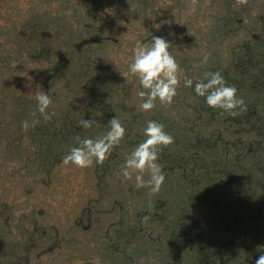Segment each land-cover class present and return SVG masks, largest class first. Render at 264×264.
<instances>
[{"label":"rangeland","instance_id":"obj_1","mask_svg":"<svg viewBox=\"0 0 264 264\" xmlns=\"http://www.w3.org/2000/svg\"><path fill=\"white\" fill-rule=\"evenodd\" d=\"M153 36L171 43L181 83L172 105L144 112L128 65L136 42ZM209 71L236 87L245 113L221 114L195 94ZM40 90L56 115L22 131ZM114 117L126 134L103 164L62 163L74 137L101 135ZM151 120L174 138L158 153L165 181L155 194L121 175ZM260 255L264 0H198L195 10L191 0H0V264H255Z\"/></svg>","mask_w":264,"mask_h":264},{"label":"clouds","instance_id":"obj_2","mask_svg":"<svg viewBox=\"0 0 264 264\" xmlns=\"http://www.w3.org/2000/svg\"><path fill=\"white\" fill-rule=\"evenodd\" d=\"M198 0H191L195 10ZM240 5H246L248 0H237ZM171 43L162 37L153 36L149 43L136 42L128 65L129 73L139 81L140 89L136 92L140 100V109L150 112L157 106L172 105L180 87V73L182 69L175 57L170 53ZM208 54L203 57L202 63H207ZM184 86L193 87V80L186 78ZM195 94L205 99L206 104L213 109L220 110L221 114L232 117L239 116L247 111L245 100L238 96L235 86L228 85L220 72H205L203 78L195 83ZM36 109L32 118L21 122L22 131L27 132L35 128L41 119L47 122L56 115L49 111L53 105L52 98L44 91L35 93ZM79 125L90 129L99 126L95 120L81 119ZM108 129L95 138L74 137L76 146L63 157L64 165H72L80 169L92 167L94 164H103L111 155L113 149L123 140L126 129L121 120L114 117L108 123ZM145 139L135 147L125 158L121 169L122 178L126 181L135 180L137 188H148L155 194L161 190L165 181L162 167L158 163V153L163 148L174 143V138L164 130V125L151 120L144 129ZM145 173L148 178L145 179ZM151 208V203L149 204ZM148 216L144 217L147 221ZM79 264V262H77ZM94 264H100L99 258ZM255 264H264V255H260Z\"/></svg>","mask_w":264,"mask_h":264},{"label":"trees","instance_id":"obj_3","mask_svg":"<svg viewBox=\"0 0 264 264\" xmlns=\"http://www.w3.org/2000/svg\"><path fill=\"white\" fill-rule=\"evenodd\" d=\"M238 85V84H237ZM249 91H252L251 89Z\"/></svg>","mask_w":264,"mask_h":264}]
</instances>
